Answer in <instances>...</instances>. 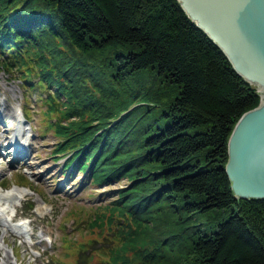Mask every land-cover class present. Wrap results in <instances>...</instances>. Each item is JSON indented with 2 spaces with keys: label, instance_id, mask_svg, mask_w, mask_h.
Masks as SVG:
<instances>
[{
  "label": "trees",
  "instance_id": "16d2710c",
  "mask_svg": "<svg viewBox=\"0 0 264 264\" xmlns=\"http://www.w3.org/2000/svg\"><path fill=\"white\" fill-rule=\"evenodd\" d=\"M0 68L42 102L61 172L123 183L74 264H264V198L224 170L260 96L177 0H0Z\"/></svg>",
  "mask_w": 264,
  "mask_h": 264
},
{
  "label": "rangeland",
  "instance_id": "374dc122",
  "mask_svg": "<svg viewBox=\"0 0 264 264\" xmlns=\"http://www.w3.org/2000/svg\"><path fill=\"white\" fill-rule=\"evenodd\" d=\"M3 108L10 111L1 112ZM16 109H20L18 125L12 121ZM43 109L42 102L35 99L15 71L0 68V136L6 135L5 139L0 138V185L29 190L5 214L8 219L14 212L29 218H21L25 229L22 236L6 237L8 244L3 245L9 260H3L1 251V264H74L80 241L94 235L88 227L94 224L99 204L111 198V191L123 184L88 183L84 173L75 169L69 173L68 167L65 173L61 172L65 155L51 153L56 135L45 125ZM24 112L30 115L31 127L22 116ZM12 130L19 132L20 142H28L26 149L19 150L20 162L13 161L12 146L5 147L13 141ZM4 190L0 186V191ZM28 204H33L31 210L25 209ZM100 258L101 255L93 254L90 264Z\"/></svg>",
  "mask_w": 264,
  "mask_h": 264
},
{
  "label": "water",
  "instance_id": "95a60500",
  "mask_svg": "<svg viewBox=\"0 0 264 264\" xmlns=\"http://www.w3.org/2000/svg\"><path fill=\"white\" fill-rule=\"evenodd\" d=\"M178 1L234 70L250 84L242 70L260 80L264 92V0ZM257 92L260 103L239 117L227 142L224 170L238 198H264V95Z\"/></svg>",
  "mask_w": 264,
  "mask_h": 264
},
{
  "label": "bare ground",
  "instance_id": "6f19581e",
  "mask_svg": "<svg viewBox=\"0 0 264 264\" xmlns=\"http://www.w3.org/2000/svg\"><path fill=\"white\" fill-rule=\"evenodd\" d=\"M187 10L189 11L188 7H187ZM195 20H197V18H195ZM241 72L246 78H248L251 81L252 84H254L256 86L257 90L263 96L264 92H263V86H262L261 81L256 79V78L245 75L243 70ZM262 101L264 102V99ZM9 111H10V108L1 109V112H9ZM13 115H14V117H16L15 112ZM14 120L15 119L12 118L13 123L15 121L16 122L18 121V120H15V121ZM7 133H8V131H7ZM10 136L13 139V142H9L7 145H5V147L7 149L10 146H12V150L16 149L18 151L20 149H26L28 147V142H26V141L20 142V140L18 138V136H19L18 131L15 132L14 130H12L10 132ZM0 138L3 140L6 138V135H1ZM13 161L20 162L21 159L18 157V155L14 154ZM28 192H29V190L26 187H18V186H11L4 191H0V232L2 233L1 234V240H0V252L4 251L2 254V258L6 263H8V260H9V253L7 252V250H5V246L3 245V243L8 244V242L6 241V237L8 236V234H11L13 236H15V235L22 236L23 231L18 226L11 224L9 222V220L6 218L5 214L8 213L11 206H14L15 202H17L18 200L23 198L24 195H26ZM39 211H42V209L39 208ZM12 216L13 215H11V217ZM1 241H2V243H1Z\"/></svg>",
  "mask_w": 264,
  "mask_h": 264
}]
</instances>
